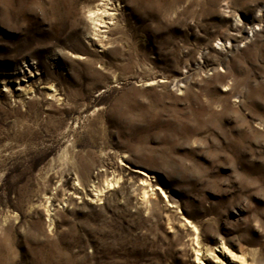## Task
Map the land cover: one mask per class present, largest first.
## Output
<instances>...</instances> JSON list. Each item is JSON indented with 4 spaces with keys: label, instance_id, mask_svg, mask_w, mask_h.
<instances>
[{
    "label": "rangeland",
    "instance_id": "obj_1",
    "mask_svg": "<svg viewBox=\"0 0 264 264\" xmlns=\"http://www.w3.org/2000/svg\"><path fill=\"white\" fill-rule=\"evenodd\" d=\"M263 15L0 0V264H264Z\"/></svg>",
    "mask_w": 264,
    "mask_h": 264
},
{
    "label": "bare ground",
    "instance_id": "obj_2",
    "mask_svg": "<svg viewBox=\"0 0 264 264\" xmlns=\"http://www.w3.org/2000/svg\"><path fill=\"white\" fill-rule=\"evenodd\" d=\"M260 20L263 22V24H262L261 26L264 27V15L260 18ZM255 29L258 30V29H260V28L256 27Z\"/></svg>",
    "mask_w": 264,
    "mask_h": 264
}]
</instances>
